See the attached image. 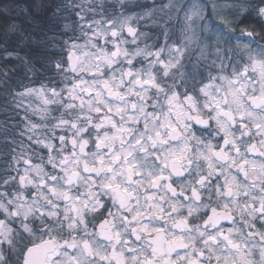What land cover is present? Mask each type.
Returning <instances> with one entry per match:
<instances>
[{"label": "snow or ice", "instance_id": "snow-or-ice-1", "mask_svg": "<svg viewBox=\"0 0 264 264\" xmlns=\"http://www.w3.org/2000/svg\"><path fill=\"white\" fill-rule=\"evenodd\" d=\"M21 12L0 264H264V0H0Z\"/></svg>", "mask_w": 264, "mask_h": 264}, {"label": "trees", "instance_id": "trees-1", "mask_svg": "<svg viewBox=\"0 0 264 264\" xmlns=\"http://www.w3.org/2000/svg\"><path fill=\"white\" fill-rule=\"evenodd\" d=\"M17 2L23 7V5L27 2V0H17ZM15 21L16 23L22 25L27 30H31V25H29L26 21V18L24 14L21 12L18 15L14 13H9L7 18L0 17V25L9 23L10 21ZM46 24V21H42L41 26ZM2 31V29H0ZM35 36V39L37 43L19 48V55L24 57L26 56L28 59L34 61L35 67L41 71H43L40 66L41 63L45 62L46 57L48 56L49 51V45L46 43H40V41L43 39V33H41L39 30L35 31L33 33ZM53 32L48 31V36H52ZM11 47H15L14 44L11 45ZM9 66H19L18 62L15 59L9 60L8 62ZM4 65V61L0 60V67ZM45 75L50 76L51 73H46ZM43 80V77H37L34 81L26 80L22 76H17L13 78L12 86L15 87L17 84H25V85H31V86H37L39 85ZM3 98V93L0 92V100ZM23 112L20 113L22 115ZM4 161L0 160V164H3Z\"/></svg>", "mask_w": 264, "mask_h": 264}, {"label": "rangeland", "instance_id": "rangeland-1", "mask_svg": "<svg viewBox=\"0 0 264 264\" xmlns=\"http://www.w3.org/2000/svg\"><path fill=\"white\" fill-rule=\"evenodd\" d=\"M35 87H39V85L35 86ZM23 115V114H22Z\"/></svg>", "mask_w": 264, "mask_h": 264}]
</instances>
